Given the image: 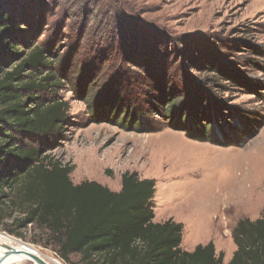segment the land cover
<instances>
[{
  "label": "rangeland",
  "instance_id": "obj_1",
  "mask_svg": "<svg viewBox=\"0 0 264 264\" xmlns=\"http://www.w3.org/2000/svg\"><path fill=\"white\" fill-rule=\"evenodd\" d=\"M23 1L30 40L48 49L47 70L58 78L43 97L70 105L48 152L73 166L75 184L118 191L125 171L154 179L155 220L183 224L182 249L212 241L228 262L236 222L260 217L264 205V0ZM155 80L217 104L205 137L167 123L165 108L149 112ZM119 103L146 113V131L110 117ZM10 223L0 232L62 264H85L77 254L60 258L45 230L28 225L15 235Z\"/></svg>",
  "mask_w": 264,
  "mask_h": 264
},
{
  "label": "trees",
  "instance_id": "obj_2",
  "mask_svg": "<svg viewBox=\"0 0 264 264\" xmlns=\"http://www.w3.org/2000/svg\"><path fill=\"white\" fill-rule=\"evenodd\" d=\"M33 37L24 1L0 0V224L11 218L13 226L6 231L19 235V229L34 225L46 231L60 258L77 254L85 264H264V205L260 217L236 222V249L224 262L212 241L182 249L181 222L154 221V179L125 171L118 191L94 180L73 183V166L48 152L64 131L70 105L43 97L58 78L47 70L48 49ZM216 71L232 80L229 70ZM169 85L152 82L149 112L165 108L167 123L205 137L217 104L206 96L187 99ZM115 109L110 117L117 116L119 125L133 123V129L146 131L141 122L146 113L122 103Z\"/></svg>",
  "mask_w": 264,
  "mask_h": 264
},
{
  "label": "bare ground",
  "instance_id": "obj_3",
  "mask_svg": "<svg viewBox=\"0 0 264 264\" xmlns=\"http://www.w3.org/2000/svg\"><path fill=\"white\" fill-rule=\"evenodd\" d=\"M0 244L5 246H0V264H38L32 257L27 254L17 253L15 250L26 249L35 255L40 256L45 259L49 264H62L59 260L55 258L47 257L41 252L33 249V247L20 239H15L9 236L5 232H0ZM7 248L11 250L8 251Z\"/></svg>",
  "mask_w": 264,
  "mask_h": 264
},
{
  "label": "water",
  "instance_id": "obj_4",
  "mask_svg": "<svg viewBox=\"0 0 264 264\" xmlns=\"http://www.w3.org/2000/svg\"><path fill=\"white\" fill-rule=\"evenodd\" d=\"M2 245V247L3 246H5V245H3V244H0V246ZM6 247V246H5ZM8 249V251H10L11 249L10 248H7ZM15 251H17V253H23V254H27V255H29L30 257H32L38 264H49L45 259H43V258H41L40 256H38V255H35V254H33L32 252H30V251H28V250H26V249H20V250H15Z\"/></svg>",
  "mask_w": 264,
  "mask_h": 264
},
{
  "label": "crops",
  "instance_id": "obj_5",
  "mask_svg": "<svg viewBox=\"0 0 264 264\" xmlns=\"http://www.w3.org/2000/svg\"><path fill=\"white\" fill-rule=\"evenodd\" d=\"M154 221H155V222H161V221H157V220H155V217H154Z\"/></svg>",
  "mask_w": 264,
  "mask_h": 264
}]
</instances>
